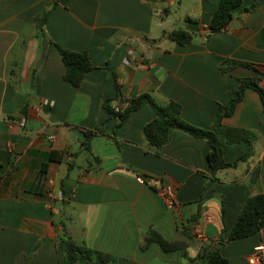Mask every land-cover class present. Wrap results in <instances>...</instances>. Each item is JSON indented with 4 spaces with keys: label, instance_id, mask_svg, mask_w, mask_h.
Here are the masks:
<instances>
[{
    "label": "crops",
    "instance_id": "1",
    "mask_svg": "<svg viewBox=\"0 0 264 264\" xmlns=\"http://www.w3.org/2000/svg\"><path fill=\"white\" fill-rule=\"evenodd\" d=\"M51 1L0 0V264H61L64 232L118 264H192L156 242L144 245L145 234L152 226L186 242L195 257L220 241L223 208L227 234L246 199L264 192L259 93L247 89L222 119L253 133L252 155L214 174L207 140L173 128L155 148L143 134L156 115L149 103L120 122L103 102L113 98L112 107L124 108L148 93L161 105L179 102L184 120L210 130L240 84L221 63L236 59L264 70V0H243L219 32L210 23L221 0H59L42 30L35 18ZM175 29L193 40L174 41L168 34ZM56 44L87 52L99 69L72 85ZM246 149L223 142L230 162ZM139 175L173 184L177 206L169 209ZM260 243L264 227L219 246L229 264H249Z\"/></svg>",
    "mask_w": 264,
    "mask_h": 264
},
{
    "label": "trees",
    "instance_id": "2",
    "mask_svg": "<svg viewBox=\"0 0 264 264\" xmlns=\"http://www.w3.org/2000/svg\"><path fill=\"white\" fill-rule=\"evenodd\" d=\"M59 0H52L49 7L40 13L35 22L43 30L49 20ZM243 0H221L213 14L210 28L212 32L224 30L234 17L235 9L240 7ZM253 6L244 8L245 11L251 10ZM168 36L179 44L185 45L193 40V33L185 29H175L169 32ZM62 59L65 64L64 79L74 86H79L84 81L87 74L99 69L96 67L85 51H77L64 48L58 44ZM237 68H244L245 73L236 75ZM220 69L223 73L235 75L239 80V88L236 96L232 97L226 105H219L212 128L202 129L187 122L182 117V105L176 101H169L161 105L148 93H143L131 99L124 108L115 109L111 106L113 98L104 100L103 108L110 115L118 117L123 122L132 112L139 110L144 103H149L155 111V117L143 128V134L148 143L155 147H162L168 140L169 132L173 128L182 129L196 137L207 140L210 146L208 160L211 165L212 173L229 167H235L241 161H246L253 153V143L255 136L245 128L229 127L222 123L224 117L234 113L237 104L245 97L247 89L257 91L261 97L264 110V70L250 62H243L236 59H226ZM115 96L120 95V87L114 75ZM89 134L96 130L87 131ZM223 142L229 144L245 143L246 151L235 161L226 160L223 150ZM58 153L50 154V159H56ZM46 169H43V172ZM224 227L220 241L213 248H204L195 257H191L187 251V243L184 241L168 240L156 228L149 227L144 237V245L150 242L159 244L164 254L177 252L182 257L188 259L192 264H229V259L221 253L219 243L242 239L251 236L264 227V192L248 197L236 219L231 230L226 234L225 209L223 208ZM226 234V236H225ZM64 249V258L61 264H118L116 256L89 247L85 243L75 241L70 235L64 232L59 241ZM143 245V246H144Z\"/></svg>",
    "mask_w": 264,
    "mask_h": 264
},
{
    "label": "built area",
    "instance_id": "3",
    "mask_svg": "<svg viewBox=\"0 0 264 264\" xmlns=\"http://www.w3.org/2000/svg\"><path fill=\"white\" fill-rule=\"evenodd\" d=\"M25 122V119L20 120L21 125H24ZM137 180L160 193L169 209L177 206L176 187L173 184L166 183L161 178H146L142 175L137 176ZM60 196H62L61 193ZM198 234L201 239L204 238L201 232H198ZM248 261L249 264H264V243L254 247L253 252L248 257Z\"/></svg>",
    "mask_w": 264,
    "mask_h": 264
},
{
    "label": "water",
    "instance_id": "4",
    "mask_svg": "<svg viewBox=\"0 0 264 264\" xmlns=\"http://www.w3.org/2000/svg\"><path fill=\"white\" fill-rule=\"evenodd\" d=\"M219 245H220V246H222V245H223V243H220Z\"/></svg>",
    "mask_w": 264,
    "mask_h": 264
}]
</instances>
